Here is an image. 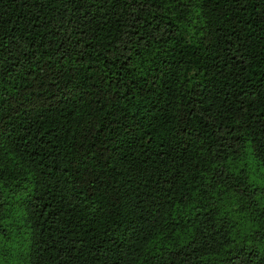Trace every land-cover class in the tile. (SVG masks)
<instances>
[{
	"label": "trees",
	"instance_id": "1",
	"mask_svg": "<svg viewBox=\"0 0 264 264\" xmlns=\"http://www.w3.org/2000/svg\"><path fill=\"white\" fill-rule=\"evenodd\" d=\"M264 0H0V231L26 264H264Z\"/></svg>",
	"mask_w": 264,
	"mask_h": 264
},
{
	"label": "rangeland",
	"instance_id": "2",
	"mask_svg": "<svg viewBox=\"0 0 264 264\" xmlns=\"http://www.w3.org/2000/svg\"><path fill=\"white\" fill-rule=\"evenodd\" d=\"M243 167L247 175L257 187L256 200L258 205L240 208L242 200L228 199L223 201L222 208L230 216L232 223L241 232L248 233L256 228L257 221L264 217V168L258 165L247 149L237 169ZM24 194L18 193L9 198V208L5 211V218L1 222L0 231V264H26L27 230L23 223V207L21 205Z\"/></svg>",
	"mask_w": 264,
	"mask_h": 264
}]
</instances>
